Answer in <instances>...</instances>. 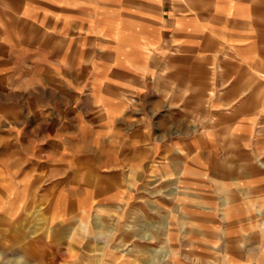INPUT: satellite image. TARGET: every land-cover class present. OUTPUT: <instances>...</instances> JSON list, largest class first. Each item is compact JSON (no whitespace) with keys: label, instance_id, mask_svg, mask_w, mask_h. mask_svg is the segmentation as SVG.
I'll return each mask as SVG.
<instances>
[{"label":"crops","instance_id":"obj_1","mask_svg":"<svg viewBox=\"0 0 264 264\" xmlns=\"http://www.w3.org/2000/svg\"><path fill=\"white\" fill-rule=\"evenodd\" d=\"M141 1L9 11L0 0V110L32 114L31 134L15 121L23 130L0 142V220H37L33 193L57 176L70 204L80 176V218L129 206L137 176L177 198L175 219L169 209L160 221L165 238L187 223L192 239H224L221 264H264V0H159L157 11ZM34 234L1 245L0 264H54L55 248ZM175 248L149 250L168 264L184 253Z\"/></svg>","mask_w":264,"mask_h":264},{"label":"rangeland","instance_id":"obj_2","mask_svg":"<svg viewBox=\"0 0 264 264\" xmlns=\"http://www.w3.org/2000/svg\"><path fill=\"white\" fill-rule=\"evenodd\" d=\"M8 2L9 11H48L47 4L51 0H8ZM159 3V0H145L140 2L139 7L144 8L146 5L148 11H157ZM120 23L122 24V21ZM117 35L121 37L125 35V32L119 30ZM23 67V74L25 76L30 74L31 65L24 64ZM27 98V102L32 99L30 96ZM127 99L135 102L131 97ZM31 120L32 114L29 111L16 110L11 106H8L6 110H0V125H10V127H0V142L5 141L4 138L12 134L11 130H23L14 127L15 121H24L27 127L24 131L31 134ZM73 122L71 124L74 126L76 123ZM45 124L41 130L47 133V122ZM1 146L3 145L0 144ZM63 178V176L56 177V185L52 191H44L45 180L42 182L41 190L33 193L36 194L34 201L41 204L38 208L40 212L37 220L26 215H23L20 220L15 218L9 221L0 220V246L15 247L19 242H24L20 241L19 237H26L31 230H34L33 238L39 240L41 249L55 248V256H50L54 264H166L160 262V259L164 258L161 252L153 255L149 249L162 248V253H172L178 251L175 247H179L184 253L167 256L168 264H221L223 262L224 239H192L193 233L188 234L191 225L187 223L185 226L179 225L178 230L174 231L175 225L170 223L171 232L167 233V238L161 233L165 223L160 221L169 209L173 211L170 215L173 217L170 219H175V199L177 198L170 191L159 190L161 187L159 181H152L151 186H144L143 177L130 176V181L136 178V183L141 180L142 185L138 188L139 190L132 193L134 197L132 196L129 206L127 202L122 201L126 206L101 207L103 209L91 207L90 212H83L80 218L79 200L76 201L80 195H83L79 191L80 176L70 177L72 204L68 199L63 198L64 193L59 190ZM119 199L122 200L121 197ZM29 200L25 210L32 204L33 199L30 197ZM185 203L187 205L191 201ZM22 214H24L23 211ZM45 220H48V224ZM256 229L257 227L253 230ZM175 231L179 232L175 234ZM53 232L56 238L51 240L48 235L50 233L51 236ZM245 243L249 250L254 246L251 240ZM192 251L199 252L200 255H192ZM150 260L155 262L149 263Z\"/></svg>","mask_w":264,"mask_h":264},{"label":"bare ground","instance_id":"obj_3","mask_svg":"<svg viewBox=\"0 0 264 264\" xmlns=\"http://www.w3.org/2000/svg\"><path fill=\"white\" fill-rule=\"evenodd\" d=\"M227 260H230V258H229V257H227Z\"/></svg>","mask_w":264,"mask_h":264}]
</instances>
